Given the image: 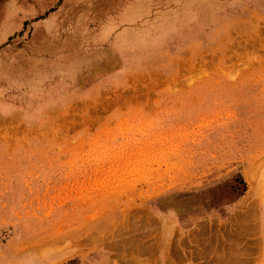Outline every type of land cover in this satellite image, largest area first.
I'll return each mask as SVG.
<instances>
[{"label":"rangeland","instance_id":"obj_1","mask_svg":"<svg viewBox=\"0 0 264 264\" xmlns=\"http://www.w3.org/2000/svg\"><path fill=\"white\" fill-rule=\"evenodd\" d=\"M0 264H264V0H0Z\"/></svg>","mask_w":264,"mask_h":264},{"label":"bare ground","instance_id":"obj_2","mask_svg":"<svg viewBox=\"0 0 264 264\" xmlns=\"http://www.w3.org/2000/svg\"><path fill=\"white\" fill-rule=\"evenodd\" d=\"M249 170V169H248ZM250 172V171H249ZM252 172V171H251ZM250 176V175H249ZM256 176V175H255ZM252 178V177H251ZM255 185V184H254ZM247 216V215H246ZM237 221V220H236ZM92 233V232H91ZM94 233V232H93ZM95 234V233H94ZM97 235V234H96ZM120 238V237H119ZM97 241V240H96ZM100 242V241H99ZM102 242V241H101ZM104 243V242H103Z\"/></svg>","mask_w":264,"mask_h":264}]
</instances>
